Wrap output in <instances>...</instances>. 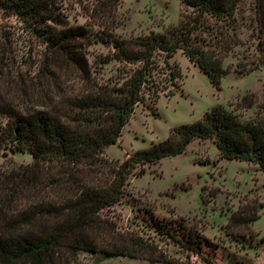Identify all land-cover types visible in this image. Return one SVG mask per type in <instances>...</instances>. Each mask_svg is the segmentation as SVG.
Listing matches in <instances>:
<instances>
[{
	"label": "rangeland",
	"instance_id": "374dc122",
	"mask_svg": "<svg viewBox=\"0 0 264 264\" xmlns=\"http://www.w3.org/2000/svg\"><path fill=\"white\" fill-rule=\"evenodd\" d=\"M189 1L43 0L45 20L0 1V167L32 163L29 146L7 135L9 125L90 93L88 85L121 86L142 66L127 62L135 50L130 43L159 37L170 44L193 25V40L226 55L217 85L181 49L172 56L156 49L141 101L103 158L122 163L217 107L242 123L264 116V0H241L233 20L202 15ZM77 29L86 37L73 34L64 50H54L58 34ZM102 214L179 264H264V173L257 164L222 159L213 139H194L183 154L137 167L120 202ZM152 215L170 221L168 236ZM233 216L240 220L229 227ZM61 261L166 264L87 251Z\"/></svg>",
	"mask_w": 264,
	"mask_h": 264
},
{
	"label": "trees",
	"instance_id": "16d2710c",
	"mask_svg": "<svg viewBox=\"0 0 264 264\" xmlns=\"http://www.w3.org/2000/svg\"><path fill=\"white\" fill-rule=\"evenodd\" d=\"M0 1L6 7L28 11L36 19L45 20L49 15L43 0ZM240 1L188 3L202 15L233 20ZM196 29L193 25L170 44L159 37L130 43L135 50L126 61L142 66L121 86L88 85L90 93L64 100L63 105L55 103L50 113L26 116L7 127L9 137L16 136L29 146L32 163L5 170L0 167V264H63L64 256L77 251L179 264L139 235L120 232L116 223L102 214L120 202L129 175L139 166L183 154L194 139H213L222 159L257 164L264 173V116L242 123L222 107L214 108L199 121L174 128L163 143L137 151L122 163L103 158V148L116 142L141 101V89L156 49L168 56L181 49L217 85L226 55L193 40L191 34ZM73 34L86 37L82 29L65 30L58 34L57 45L52 42L54 50H64L65 40ZM231 41L225 39L224 43ZM260 45L264 48L263 43ZM229 48L231 45L224 51ZM118 53L122 58L127 50L121 48ZM152 218L157 231L168 236L170 221L155 215ZM239 220L233 216L228 226ZM206 263L213 264L209 260Z\"/></svg>",
	"mask_w": 264,
	"mask_h": 264
}]
</instances>
